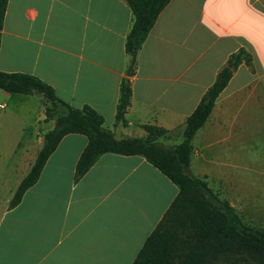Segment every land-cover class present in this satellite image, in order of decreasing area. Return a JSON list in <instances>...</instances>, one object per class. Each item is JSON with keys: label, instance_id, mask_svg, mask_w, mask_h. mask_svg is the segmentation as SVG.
<instances>
[{"label": "crops", "instance_id": "obj_1", "mask_svg": "<svg viewBox=\"0 0 264 264\" xmlns=\"http://www.w3.org/2000/svg\"><path fill=\"white\" fill-rule=\"evenodd\" d=\"M131 17L126 0H8L0 71L34 75L68 105L91 106L117 139L145 137L143 125L151 124L167 130L158 142L171 146L229 55L244 49L251 66L239 64L195 133L188 170L252 225L247 218L259 210L251 127L264 124V0H170L137 53L125 123L115 125ZM34 95L0 89V110L11 104L21 113L0 119V264H131L177 186L144 157L115 153L99 156L75 181L87 137L69 133L10 207L54 126L42 97L39 127L27 131Z\"/></svg>", "mask_w": 264, "mask_h": 264}, {"label": "trees", "instance_id": "obj_2", "mask_svg": "<svg viewBox=\"0 0 264 264\" xmlns=\"http://www.w3.org/2000/svg\"><path fill=\"white\" fill-rule=\"evenodd\" d=\"M8 0H0V37ZM170 0H126L131 10V25L125 37L128 56L125 76L119 85L114 124L125 123L131 99V81L136 69L137 53L159 13ZM244 62L251 66V56L244 49L229 55L213 83L203 93L187 116L183 138L175 145L158 142L167 130L143 125L145 137L117 139L104 125L103 117L91 106L72 107L59 99L54 89L40 78L21 72L0 71V89L14 94H40L47 105L45 115L54 119L34 163L22 179L9 203L16 205L23 192L39 177L49 155L61 138L69 133L87 137L74 172L78 181L105 153L140 155L178 188V193L160 221L145 239L131 264H264V227L246 223L225 199H221L204 178L189 172L193 151L192 139L209 117L217 97L235 69Z\"/></svg>", "mask_w": 264, "mask_h": 264}, {"label": "rangeland", "instance_id": "obj_3", "mask_svg": "<svg viewBox=\"0 0 264 264\" xmlns=\"http://www.w3.org/2000/svg\"><path fill=\"white\" fill-rule=\"evenodd\" d=\"M31 98L33 102V113H31L29 119L31 122H28L27 124V131L29 133L39 127V124L37 122H34V118H36L40 112L39 102L40 98L42 100V96L40 94H37L32 96ZM45 105H47L46 102ZM5 116H9L15 121L19 119L21 113L19 111V108H15L13 105L10 104L5 110H0V119ZM251 128L253 129V131L251 135L250 153L253 172L250 176V179L253 183V202L255 204L256 210L259 211L252 215L250 218H247V221H249V223L251 221H254L252 223L253 226L264 227V190H261L264 187V175L260 174V168L264 167V124H262L260 127H256L253 124ZM239 131L240 130L237 128L235 134H239Z\"/></svg>", "mask_w": 264, "mask_h": 264}, {"label": "built area", "instance_id": "obj_4", "mask_svg": "<svg viewBox=\"0 0 264 264\" xmlns=\"http://www.w3.org/2000/svg\"><path fill=\"white\" fill-rule=\"evenodd\" d=\"M4 106H5L4 104H0V108H4Z\"/></svg>", "mask_w": 264, "mask_h": 264}]
</instances>
